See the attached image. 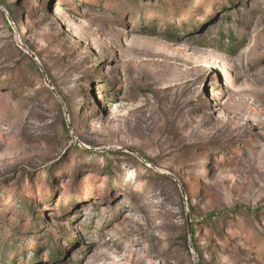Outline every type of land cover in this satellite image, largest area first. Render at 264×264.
Listing matches in <instances>:
<instances>
[{
    "label": "rangeland",
    "instance_id": "374dc122",
    "mask_svg": "<svg viewBox=\"0 0 264 264\" xmlns=\"http://www.w3.org/2000/svg\"><path fill=\"white\" fill-rule=\"evenodd\" d=\"M198 261L264 264V0H0V264Z\"/></svg>",
    "mask_w": 264,
    "mask_h": 264
},
{
    "label": "trees",
    "instance_id": "16d2710c",
    "mask_svg": "<svg viewBox=\"0 0 264 264\" xmlns=\"http://www.w3.org/2000/svg\"><path fill=\"white\" fill-rule=\"evenodd\" d=\"M45 74H47L46 71H45ZM48 79H49V76H48ZM67 114H68V116H69V112H68V111H67ZM62 125L65 126L64 119H63ZM143 159H144L145 162L148 163V164H154L153 161H151V160H149V159H145V158H143ZM163 178H164V177H163ZM180 183H181V181H180ZM181 185H182V183H181ZM182 187H183V185H182ZM184 191H185V189H184ZM185 194H186V197H187V193H185ZM233 210H235V209H233ZM233 210H232V211H233ZM236 210H239V209H236ZM249 210H250V209H247L246 211H247V213L251 214V213L249 212ZM238 212H239V211H237V213H238ZM216 215H217V214H215V213H209V214L206 215V217H207L209 220H214L215 217H216V219H217V217H218V218L220 217V216H216ZM191 222H193V221L191 220ZM191 244H192V246H193L195 252H197V251H196V248H195V245H194V231H193V226H192V228H191ZM196 254H197V253H196ZM197 264H199V261L197 262Z\"/></svg>",
    "mask_w": 264,
    "mask_h": 264
},
{
    "label": "water",
    "instance_id": "95a60500",
    "mask_svg": "<svg viewBox=\"0 0 264 264\" xmlns=\"http://www.w3.org/2000/svg\"><path fill=\"white\" fill-rule=\"evenodd\" d=\"M28 53H30V56L32 57V59L36 62V58H35L34 54H33L32 52H30V51H28ZM40 70H41L42 75H45V72L42 70L41 67H40ZM44 81H45L46 83H48L47 77H44ZM53 91H54V90H53ZM187 222H188V216H187ZM189 226H190V225H189ZM189 228H190V227H189ZM189 233H190V229H189Z\"/></svg>",
    "mask_w": 264,
    "mask_h": 264
}]
</instances>
